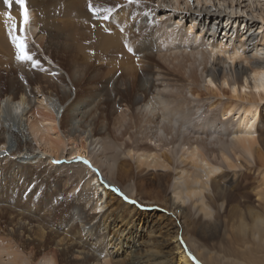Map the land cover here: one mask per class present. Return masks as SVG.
I'll return each instance as SVG.
<instances>
[{"label": "bare ground", "instance_id": "obj_1", "mask_svg": "<svg viewBox=\"0 0 264 264\" xmlns=\"http://www.w3.org/2000/svg\"><path fill=\"white\" fill-rule=\"evenodd\" d=\"M84 1H90L93 8L99 9L96 15L99 18L96 22L93 20L96 16H93L91 12L89 13L84 8ZM120 2L123 4V7L119 9L120 13L124 14L122 17L123 22H120L116 16L113 18V15L117 13V10H114L117 6H114L112 1H106L104 9H102L103 0H67L64 3L67 17L61 24L62 27L66 25L67 33L63 38L67 37L69 30L68 37L72 42L76 38L75 34L79 30L83 31L80 29L81 27H84L85 31L89 23L93 22L96 27L95 40H99L101 50L105 51L107 60H112L109 67L108 63H104L107 60L100 57L101 59H99L104 60V62L95 65L98 70L103 69L106 65L104 69L108 70L104 77H100L102 81H100L98 90L96 89L97 92H92L93 89L89 92L91 97L98 94L99 102L98 100L96 103L89 102L87 98H90V95L85 93L82 88L84 83H87L88 79L91 78L88 67L78 71L75 68L71 71L73 64L68 63L70 68L66 70V75L69 82H71L69 87H67L64 77L60 73V71H63L62 68L57 71V77L54 76L55 78L53 72L48 69H46L47 72L44 71L48 76L41 75L40 77V71L37 70L40 67L38 63L41 64L42 62L39 61V58L34 60L38 62L37 66L33 67L34 69L25 63L20 64V67L31 69V73H33V77H30L31 80L27 81L29 84L25 87H21V84L19 86L18 83H13L11 80H8L10 81L8 82L0 77V154L5 155L4 157L0 155V191L10 188V191L4 194L3 197L6 196V198L18 201L19 194L12 191L13 187L23 186L39 176L36 170L34 171L35 174L29 171L24 172V169L29 167L34 169L36 164L34 161L37 160L40 164L44 161L42 158L38 159V156L30 151L27 146L28 143H35L37 147L33 145V148L39 149L42 147L45 151L54 154L55 157L59 152L62 154L65 151L60 138L57 136L51 137L49 129L40 124L45 120L52 122L51 116L43 120L31 118L33 114L30 113V109L34 107L33 103L36 99L39 102V107L43 110H48L50 113L57 111L58 114L61 111L59 128L63 133L68 132V135L86 134L89 138L88 146L84 147L88 149L87 154L84 149L79 148H75L74 153L71 152L76 155L84 152L83 154L87 156L88 160H84L82 168L90 179V185L94 183L91 188L95 197L99 195V198L105 199V212L109 209L107 199H110L109 195L112 193L107 189L106 185L108 183L104 179H102L104 182L99 183L98 176L101 179V169H106L109 172L114 171L115 158L105 153L109 149L108 143H110L109 147L116 146L115 142L121 143V146L126 145L131 140V135L127 136L123 131L143 129L144 137L149 144L143 143L142 154L136 155L137 168L166 169L168 162L165 161L168 158L162 159L155 152V154H152L153 150L171 145L173 139L179 134L186 136V140H190V142H198V145L194 143L197 146L190 144L186 149L182 145L175 147L176 150L178 149L183 153L182 155L191 167L201 170V174L198 176L182 171L178 178L179 181L183 182L185 193L189 197L205 192L208 188L207 181L209 178L220 173L222 167H235L240 158L252 167L245 168V172L241 174L246 182L241 187L239 195H233L232 201L236 202L238 197L245 199L239 215L238 230L242 233L251 232L252 237L262 235L264 233V156L259 148L256 149L258 144L255 135L256 123L260 120L258 104L264 100V35L258 39L259 37L253 29L255 26L252 21L254 19L253 14H247L242 10V0H139V2L133 0L131 4L128 3V0H120ZM26 3L30 16V24L27 26L26 33L27 39L40 45L46 28L40 25L41 18L40 16L37 17L38 14L32 8L30 0H27ZM248 3L251 7L254 3L258 5L257 9L254 8V13L255 15L259 13L257 18L264 25V16L261 15L264 13V0H250ZM0 9H3L1 2ZM105 9H111V14L105 12ZM143 9H147V11L145 12ZM5 14L3 10L2 13L0 11V38L4 36L3 31L8 21ZM8 14L11 15L12 20L17 22L18 26L21 20L18 5L14 4L13 11L8 12ZM132 14L134 17L131 19L132 24H130L128 15L132 16ZM103 15L109 17L107 20L104 19L105 29L102 27L104 21L100 19ZM58 20L55 23L59 24ZM184 23L189 24L188 29L182 27ZM131 26H133L132 30L134 29L136 33H141L139 35L141 36L140 39L135 34L130 33V31L133 32L130 30ZM62 27L60 26V29ZM193 29L197 30L195 36L189 34ZM143 32H146L145 37ZM87 34L91 36V33L88 32ZM220 35H222L221 38ZM77 36L80 39L84 35L80 33ZM128 36L129 41L125 39ZM58 37L57 39H59ZM237 38H240V40ZM124 40L128 42L126 43ZM10 44L3 52L7 51V53L10 52L11 55L14 54L15 56L14 47ZM71 44L74 48L73 43ZM52 47L48 46V49L44 51L40 46L49 60L51 59L48 54L49 49H52L56 54L64 52L62 49L58 50V47ZM129 48L132 51H129ZM216 52L227 55L229 62L218 58ZM136 57L140 58L141 63L137 67L131 66ZM85 58L89 60V56ZM238 59H241V61L236 63ZM143 60L144 63H142ZM154 62L157 64H154ZM95 63H97V60ZM55 66L57 67L56 64ZM99 72L102 73L103 71L99 70ZM25 73L26 71L23 74L21 73L22 75L19 78L27 75ZM126 76H128V79H125ZM53 82L59 86L57 93V86ZM74 82L76 88L73 87L74 96L72 97L71 86ZM223 86L231 88L229 98L240 101L241 104L228 103L227 106L213 113L212 116H204L198 105L201 99L198 97L199 90L197 89L203 88L205 91L220 92ZM90 100H93V98ZM105 101H107L106 107H109L107 111L105 109L101 110L105 107L102 106ZM214 104H211L210 107H213ZM123 107L126 108V113H118L119 115L113 118L114 127L111 131L107 123L108 117L110 114L116 115ZM191 108L193 112H191ZM209 112L210 110H208ZM194 114L206 118H201L205 123H201L199 119L197 122H200V124H197V122L196 125L193 124L191 117ZM234 119H237L236 125L231 128V133H229V127L232 126ZM99 123H102L103 126L101 130L98 128ZM195 127L196 129L200 127L203 130L212 132L213 136L210 134L211 137L209 138L211 140L208 139L209 135L204 136L202 133V137L198 135L199 133H194L192 136L186 134L188 129H195ZM105 139L107 140L105 141ZM172 149L171 151L168 149L167 152L170 151V154H172ZM208 152L219 154L220 161L218 165L210 163ZM127 155L130 156L131 152H127ZM8 157L11 159L7 162ZM217 160L219 159L217 158ZM95 172H98V174L96 175ZM252 174L251 178H254L255 175L256 177L253 182H250L249 177ZM14 175L13 178L24 177V179H17L14 184H11L8 179ZM255 181H257L256 185ZM254 185L256 188L253 190V194L257 197L256 201L258 203L256 207L253 206L252 208L249 202L251 201L250 189ZM98 190H101V194H98ZM224 198L225 200L222 203L227 204L228 198L226 195H224ZM129 200L126 198V202L129 203ZM99 201L100 199L96 202L94 209L101 210L103 208L101 204L99 205ZM75 207L71 220L83 219L84 217L79 214V211L85 214V209L83 210L78 205ZM12 208L6 210L12 213ZM127 208L119 203L114 213L110 211L111 213L106 212L107 214L101 215V217H104L100 218L95 226H90L85 222L81 223V219L79 220L82 224L81 230L86 237L96 242L102 241L100 247H92L91 256H88L89 253H78L79 256L83 257L81 264H99L97 257L102 253L106 254L104 257L105 263L103 264H195L192 258L187 256L186 246L178 239V232L181 228L175 219L176 229L168 220L162 225L151 220L142 221L141 225L139 222L140 227L138 229L141 228L145 232L160 231L159 233H161L162 231L165 244L155 245L154 242H150L153 241L150 239L149 241L139 242L136 239V234L126 238L125 235L129 232V228L122 230L115 236V232H118L117 229L115 230L117 228L115 217L122 218L123 215L126 217L128 215ZM169 214L172 215V213ZM89 219L91 218L89 217ZM250 223H252L251 227L249 226ZM10 226L9 231L4 229L0 231V264H60L56 262L53 256L44 255L41 257L37 253L33 261L29 260L28 254L21 249L23 245L19 246L11 232L13 229L11 223ZM20 229H22L21 225ZM110 231L115 237L109 234ZM159 246H161V249H159ZM166 246L169 250H165ZM110 247H112L111 250ZM155 249L158 250V253H154ZM120 250L123 251L122 254H125V258L117 255ZM29 255H32V253H29ZM232 255L239 260L233 262L258 264L250 257L242 260V256H239L238 253L233 252ZM259 262L264 264V260Z\"/></svg>", "mask_w": 264, "mask_h": 264}, {"label": "rangeland", "instance_id": "obj_2", "mask_svg": "<svg viewBox=\"0 0 264 264\" xmlns=\"http://www.w3.org/2000/svg\"><path fill=\"white\" fill-rule=\"evenodd\" d=\"M66 1L65 0H39V1L30 0L32 4L31 6H33L32 8H34L36 10V13L38 14L37 17L40 16L41 18L40 25H42L43 27L45 26L46 30L44 33V37L41 41L42 44L40 45L34 43L33 41H28L27 39L28 49L33 56V60H37V58H39V61L42 62L41 64L38 63L40 67L37 70L40 71L39 72L40 77L41 75L45 77L48 76L45 73L48 70L50 72H53V77L54 76L57 77L56 75L57 71L60 68H62L63 71H60V73L62 74V77H64V80L67 83V87H69V85L71 84V82H69L68 77L66 75V70H69L68 68H70L68 63L73 64V69L71 71H73L75 68L78 71L88 67L89 75L91 78L88 79L87 83H84L82 88L85 93L89 94L91 89H93L94 91L92 90L91 91L95 93L98 90L97 88H99L100 81H102L100 80V77L101 76L104 77V75L107 74L106 71H108L104 69L106 65L104 66L103 69L100 68L99 66L100 68L99 70L103 71L101 73L99 72L98 68L95 65H99L100 63H103L104 60H100L103 57L105 60H107V57L105 56L106 53H104L105 51L103 52L101 50V44L99 40H95L94 35L96 32L95 31L96 27L93 22L89 23L88 25L89 29L87 28L85 31H84L85 29L84 27L80 28L83 31L81 32L79 30L75 34L76 38L73 39L74 42L73 41L71 42L68 37L69 30L67 37L65 39L63 38L66 36L67 33L66 25L62 27L61 24V22H64L67 17L64 8V3H66ZM103 1L104 3L102 9H104L106 5L105 3L106 1L109 2L112 1L114 3L113 5L118 7V9L117 7H115L114 9L117 10V13L113 15V18L114 16H116L120 20V22H123L122 17L124 16V14L120 13L119 11V9L123 7L122 2H120V0H103ZM248 1L250 0H242L243 3L241 5V8L247 14L250 15L253 14L254 19L252 21L254 22L255 25V26L253 25L254 26L253 29H255L256 35L259 37L258 39H260V36L264 35V25H262L261 20L257 18V16L259 17V13H257L256 15L254 13L255 9L258 8V5L254 3L253 7H251ZM0 2L3 8L0 9L1 13L3 10L7 14L8 12L10 13L13 11L14 4H16L15 0H11L12 6L11 8H9L3 3V0H0ZM89 4H91L90 1L89 2L84 1V8L87 11H89L88 10ZM143 11L146 12L147 9H143ZM100 15L101 14L99 13V16ZM261 15L264 16V13ZM104 16L105 15L101 16L100 19L104 21V25L102 27L105 29ZM5 17L8 21L5 25L6 28H4L3 25H1L2 28H4L3 31L4 36L0 38L1 41L0 62L2 64V67L0 64V77L3 78L4 80L7 81L11 80L13 83L16 84L18 83L17 85L19 86L22 85L21 87H25L27 86V84H29L27 83V81L31 80V78L33 77V73H31V69H26V67L25 68L20 67V64L22 63L16 61L14 54H12L13 55L12 56L10 52H8L9 54L7 53V51L3 52V50L8 48L9 44L11 43L9 40V35L7 30H9L12 23L17 24V22H15L14 20L12 19L9 20L7 16ZM128 17H130L129 18L130 21L128 22L132 24L131 19H133L134 15L133 14L132 16L128 15ZM244 17L245 15L243 16V18ZM98 18L99 17L96 16L93 20L96 22ZM46 20L49 21L47 22ZM56 20H58L59 24L55 23ZM136 21L139 20L137 19ZM136 23L139 24V22ZM60 26L62 27L61 29ZM132 27L133 26L130 27V30H132ZM182 27L188 29L189 24L184 23ZM132 31L133 32L130 31L131 34H135V36H137L138 39L141 38V36H139L141 35V33L139 32H138L139 34L136 33L134 29ZM88 32L91 33V36L87 34ZM195 32H197V30L193 29L192 32L189 34L195 36ZM80 33L81 34L83 33L84 36L78 39L77 35H79ZM143 33L145 37L146 32ZM57 37L59 39H57ZM221 37L222 35H220V38ZM125 39L126 40L128 39L129 41V36L126 37ZM237 39L240 40V38ZM126 40L124 41L127 43L128 41ZM71 43H73L74 48ZM10 45L12 46V44ZM40 46L44 49V51L45 49H48V46H53L52 48L58 47V50L62 49L64 52H59L56 54L53 52L52 49H49L48 54L51 56L50 60H52L50 61L48 57L43 53V50L42 48H40ZM216 54L218 58H221L224 61L229 62L227 60V55L217 52ZM86 56H89V60L85 58ZM90 56H92V58H90ZM94 60L95 61L97 60V63H95ZM240 61L241 59H238L236 60V63H239ZM111 62L112 60L108 59L107 62L105 61L104 63H108V66L110 67ZM144 62L145 61L143 60L142 63ZM24 63L32 67L31 62H24ZM139 63H141V60L139 57H136L134 62L131 64V66L137 67ZM55 64L57 65V67L55 66ZM154 64L157 63L154 62ZM220 66L224 67L223 65ZM46 69L48 70L46 71ZM21 70H22L21 72L22 74L24 73V71H26L25 74L27 75H24L22 76V78H19L22 75L20 73ZM91 70H93L94 72ZM125 79H128V76H126ZM173 79H175V77H173ZM53 83L55 86H57L55 82ZM58 87L59 86H57L56 88V93L58 91ZM73 87L76 88L75 82L71 86L72 97L74 96ZM197 90H199L198 97L201 99L198 105L200 107V111L203 113L204 116H212L213 113L227 106L228 103L234 102L241 104L240 101L229 98L231 88H229L228 86H223L220 92L205 91L203 88L202 89L199 88ZM89 95L90 98L89 97L87 98L89 99L88 101L96 103L99 98L98 94H94L92 97L91 94ZM92 98L93 100H90ZM37 101L38 100L36 99L34 100L33 103L34 107L30 109V113L32 112L33 114L31 115V118L34 117V119L36 120L39 119L43 120L50 118L51 116V118L53 119L52 122H48L47 120H45V122L40 124L49 129V134L51 135V137L57 136L60 138V140L62 141V145L65 147V151L62 154H60L61 152H59L58 155L55 157L54 154L45 151L44 149H42V147L37 149L36 148L37 145L35 143H28L27 146L29 147L30 151H32L34 155L38 156V159L42 158V160L44 161H42L41 164L37 160L34 161L36 162V164L34 163L35 165L33 164L35 166L34 169L32 167H29L27 169H24L25 170L24 172L29 171L32 174H35L34 171L36 170L39 176L37 177V179L34 178L32 179L31 182H28L23 186H18L17 188L13 187L12 191L19 194L18 201L16 199L14 200V199L6 198V196L3 197L4 194H7L10 191V188L0 191V231L2 229L9 231L11 229L10 226L11 223L13 226L11 232L14 238H16V242L19 244V246L20 247L21 245L24 246V248L22 246L21 249H23L28 254L27 257L29 260L33 261V258L36 256L35 254L37 253L41 257H43L44 255L53 256L56 259V262L60 264H81L83 257L79 256L78 253H82V254L89 253L88 256H91L92 247L93 246L100 247V245H102V241L96 242L93 241V239L86 237L85 233L81 230L82 228L81 223L85 222L88 223V225L90 226L97 225L98 224L97 221L100 218L102 219V217H104V216L101 217V215H103L106 212L114 213L118 204L120 203L125 208L128 207L127 208L128 215L126 217L123 215L122 218L114 216L116 221L115 224L117 226L115 230L117 229L118 231L115 232L114 234L115 236H117V234L122 230L129 228V232L125 235L126 238L128 236H135L136 234V239L139 242H143L147 240L149 241L150 239L153 240L150 242H154L155 245H161V243L165 244V239L163 238L162 231L161 233H159L160 231L159 232L154 231L152 233H149L141 230V228L140 229L138 228L140 227L142 221L145 220H149V221L151 220L152 222H157L160 223L161 225L166 220H168L172 223V226L176 229V225L174 221L175 219L181 228L179 229L178 232V239L181 240L182 243L186 246V249L188 251L186 252V254L189 258H192V261L195 264H252V263H244V262L242 263L233 262V261H239L235 256L232 255L233 252L238 253L239 256L241 255L242 260L243 258L250 257L255 260L254 262L257 261L256 263L262 264V262L259 261L264 260V233L256 237H252L253 234L251 232L246 231L245 233H242L237 228L240 223L239 215L241 212V207L245 199L238 197L236 199V202H233L232 197L233 195L234 196L239 195L241 187L246 182V180H243V178L241 177V174L245 172V168H252L251 166L246 164L242 158L239 159L238 164H235V167L233 168L222 167L220 173L209 178V180L207 181L208 188L205 192L189 197L185 193L184 186L182 184L183 182L179 181L178 178L182 171H187L190 172L191 174H195V176H198L201 174V170L191 167L188 164V162L185 160L184 156L182 155L183 153L180 152L178 149L176 150L175 147L177 145H182L186 149L190 144L198 145V142L196 141L190 142V140L189 141L186 140V136H181L178 134V136H176L175 139H173V143L171 145L167 147H160V149L155 148V150H153L152 154L156 153L162 159L166 157L168 158V160L165 161L168 162L167 164L168 167L166 169H162V168L154 169V168H146V167L139 169L137 168V164L135 160L136 155L142 154L141 151H142L143 143L149 144V142L144 137L143 129H129L126 130L125 132L123 131V133L127 134V136L131 135V140L127 142L126 145H122V146L120 145L121 143L118 144L115 142L116 146L113 145L112 147H109L110 143H108L109 149L105 151L106 154H109L115 158L114 171L109 172L107 170L108 171L107 172L106 169H101L100 170L101 179L98 176L99 183L104 182L102 180L104 179L106 183H108L106 185L107 189L112 193L111 195H109L110 199H107V202L109 204L108 205L109 209L105 212L106 210V208H104L105 199L99 198L100 196L98 195L101 194L100 193L101 190H98V194H97L98 196L95 197L94 191L91 188L94 185V183L90 185L89 183L90 179L85 174V171H83L84 169L82 168L84 164L83 163L84 160H88L87 156L83 154L84 152H82V154L79 155L73 154L75 148L84 149L87 154L88 149L87 148L85 149L84 147L88 146L89 138H87L86 134L78 135L77 133H75L72 135H68V132L63 133L59 128V119H60L59 117L61 115V111H59L60 114H58L57 111H53V113H50L48 112V110H43L42 108H40L39 102ZM106 103L107 101H105V103H103L102 106L106 107ZM211 104H214L213 107H210ZM105 107L101 110L105 109L107 111L109 109V107L106 108ZM258 109L260 111V120L257 121L256 123L257 128H256L255 136L258 144L256 145V149L259 148L262 155L264 156V100L259 102ZM208 110H210L209 113ZM124 112L126 113V108L123 107L120 109V111L117 112L116 115L110 114L107 123L111 131L114 127L113 118H115L120 113H124ZM191 112H193L192 108H191ZM201 118L206 119L199 114H194L191 117V122L196 125V122L200 119L199 121L201 123H205V121L202 120ZM200 122H197V124H200ZM236 122L237 119H234L232 121V126L229 127L230 128L229 133H231V128L235 127ZM98 128L100 130L103 129L102 123L98 124ZM195 129L193 128L188 129L186 134L192 136L194 135V133L197 134L199 133L198 135H200L201 137L202 134L204 136L209 135L208 139L211 136H213V133L208 130H203L200 127H197V129L199 130L197 129L195 130ZM5 136L7 135L5 134ZM0 139H1V131H0ZM106 140L107 139H105V141ZM187 141L188 143H186ZM33 145L36 147L33 148ZM168 149L170 151L172 149V154H170L171 153L170 151L167 152ZM127 152H131V155L130 156L127 155ZM0 155L2 157L5 156L2 154ZM207 155L210 156V163L212 165L219 164L220 156L218 153L216 154V153L208 152ZM217 158L219 160H217ZM10 159L11 158L8 157L6 161L8 162ZM6 161L5 163H7ZM95 173L96 175L98 174V172ZM254 173H256V171H254ZM15 175L8 179L9 183L14 184L17 179H24V177L13 178L15 177ZM251 176H253V174L250 175L249 181L253 182V179L256 177V175L254 178H251ZM256 182L257 181H255V185ZM255 185L250 189L251 201L249 202L251 203L250 205L252 208L253 206L256 207L258 203V201H256L257 197L253 194V190L256 188ZM94 188H96V186H94ZM224 195H226V197L228 198L227 204L222 203V201L225 200ZM57 196L59 197L57 198ZM28 198L32 202H30ZM126 198L128 200L130 199L129 203L126 202ZM99 199H100L99 205L101 204L103 207L101 209L102 211L97 208L94 209L95 208L94 206L96 205V202ZM76 205L81 206V208L83 210L85 209L86 212L85 214H83L81 211H79V214L82 217H84L83 219L79 218V220L81 219V223L79 220L74 219L73 220L74 222L71 220L73 218L74 207ZM12 206L14 207L12 208ZM7 208L8 209L12 208L13 210L12 213L8 212L6 210ZM50 209L52 210L50 211ZM169 213H172V215H170ZM89 217L92 220L89 219ZM19 224L22 226V229H20ZM251 225L252 223L249 224L250 227ZM109 234H112V231H110ZM114 235L112 234V236ZM125 241L124 243H126ZM197 246L199 249L197 248ZM109 249L111 250L112 247H110ZM159 249H161V246H159ZM165 250H169V248H167L166 246ZM29 253H32V255H29ZM122 253L123 251L120 250L118 251L117 255H119L121 258H125V254ZM154 253H158V250L155 249ZM105 256L106 254L102 253V255L97 257V261L99 264L105 263L104 261ZM107 259L109 258L107 257Z\"/></svg>", "mask_w": 264, "mask_h": 264}, {"label": "snow or ice", "instance_id": "obj_3", "mask_svg": "<svg viewBox=\"0 0 264 264\" xmlns=\"http://www.w3.org/2000/svg\"><path fill=\"white\" fill-rule=\"evenodd\" d=\"M139 2V0H137ZM3 3L11 8L12 2L11 0H3ZM16 5H18L20 10V23L17 26L16 23H12L8 30L9 40L11 44L14 47L15 50V59L19 63L24 62H31L32 67L37 66V61L33 60L32 54L29 52L28 44H27V26L30 24V16H29V10L27 8L26 0H15ZM128 3H133V0H128ZM89 12L92 13L93 16H96L99 9H94L91 4L88 6ZM105 12H107L109 15L111 14V9H105ZM9 20L12 19L10 14H5ZM109 17L108 15L104 16V19L107 20ZM17 28H18V34H17ZM127 47V45H126ZM129 51H132L131 48H129ZM85 163H87L85 161Z\"/></svg>", "mask_w": 264, "mask_h": 264}]
</instances>
